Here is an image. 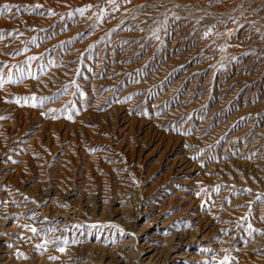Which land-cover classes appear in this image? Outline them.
<instances>
[{
  "label": "rangeland",
  "instance_id": "obj_1",
  "mask_svg": "<svg viewBox=\"0 0 264 264\" xmlns=\"http://www.w3.org/2000/svg\"><path fill=\"white\" fill-rule=\"evenodd\" d=\"M4 4L0 264H264V0Z\"/></svg>",
  "mask_w": 264,
  "mask_h": 264
},
{
  "label": "snow or ice",
  "instance_id": "obj_2",
  "mask_svg": "<svg viewBox=\"0 0 264 264\" xmlns=\"http://www.w3.org/2000/svg\"><path fill=\"white\" fill-rule=\"evenodd\" d=\"M12 7H14V6H11L9 4H4L3 6H0V14H3L4 12H7V11H11ZM15 7L18 8L19 6H15ZM37 7H39V6H37ZM80 12H81V14H83V9H81ZM0 38H3V34L2 33H0ZM29 59H35V57L29 58ZM3 67H7V65L0 66V71H2ZM17 71L20 73V78L19 79H13L11 75H8L7 80H5V78L3 76H0V87H2L5 82H10V83H13V84L20 83L26 74H25L23 68L17 67ZM27 75L31 76L32 74H31V72H29V73H27ZM32 78H36V77L33 76ZM50 99H52V98L51 97H37L35 94H33L32 96H29V97H21V98L15 99L14 101H6V102H16L18 104L23 102L22 106L42 107L45 104V102L50 100ZM67 110H68L67 108L64 109V111H67ZM42 115H46V114L42 113ZM53 118L55 119L56 117H53ZM67 118L68 119H72V116L69 115ZM175 130L177 132L180 131L179 129H175ZM182 134H190V133H182ZM258 199H259V197H258ZM25 227H28L30 229V231L33 233V235H36L37 232L39 231L35 227H31V226H25ZM251 227L252 226L249 225V228H251ZM54 242L55 241H45L44 243L47 244V243H54ZM65 243H67V242L65 241ZM42 246L43 245H37L36 247L39 249ZM58 251L64 252L65 248L59 247ZM19 255L23 256V253H20ZM50 259H55V257H50ZM228 259H229L228 257H225V261L221 262V264H226Z\"/></svg>",
  "mask_w": 264,
  "mask_h": 264
}]
</instances>
